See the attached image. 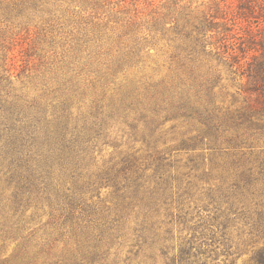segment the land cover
I'll list each match as a JSON object with an SVG mask.
<instances>
[{
    "label": "trees",
    "instance_id": "obj_1",
    "mask_svg": "<svg viewBox=\"0 0 264 264\" xmlns=\"http://www.w3.org/2000/svg\"><path fill=\"white\" fill-rule=\"evenodd\" d=\"M172 1L0 0V264H264V0Z\"/></svg>",
    "mask_w": 264,
    "mask_h": 264
},
{
    "label": "rangeland",
    "instance_id": "obj_2",
    "mask_svg": "<svg viewBox=\"0 0 264 264\" xmlns=\"http://www.w3.org/2000/svg\"><path fill=\"white\" fill-rule=\"evenodd\" d=\"M115 3L118 0H114ZM128 3L124 4V8L128 9V12L130 15H133L134 9L137 10H143L145 13L148 14V16H153L157 12H161L166 9V7L172 5V0H126ZM152 1L151 6H147V2ZM203 0H181V5H190L192 7V10L194 7H197V9L202 10V3ZM205 1V0H204ZM114 5V4H113ZM3 25L0 24V28L3 29ZM31 27V26H28ZM18 31L19 34L16 36L15 33ZM29 33V34H28ZM26 32V29L22 27L20 30H13L12 32L0 31V42H5L4 44H9L10 37L15 38L17 42L15 43L16 46L14 50L12 51V55L10 56H16V62H15V68L16 70H12L15 73H18L20 71H26L28 72H34V71H42L45 66L48 65L49 62L53 60V55H51V48L47 41L43 40L42 38L36 37L34 35V32L30 30L29 32ZM155 45L150 47L149 56L147 59V64L150 65V67H153L156 70H165L168 66V56L170 53L169 44L165 39H159L158 42L154 43ZM20 51H25L27 53V67H21L20 61H17V59L20 58L19 54ZM168 124L167 126H169ZM117 139H120V132L117 134ZM126 139H122L121 141L125 142ZM120 141V140H119ZM264 142V137L261 140ZM101 150L103 154H105V157L108 156L109 152H111L112 147H101Z\"/></svg>",
    "mask_w": 264,
    "mask_h": 264
}]
</instances>
